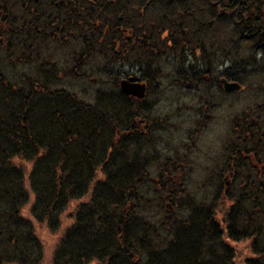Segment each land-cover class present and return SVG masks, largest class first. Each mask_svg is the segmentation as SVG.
<instances>
[{"label":"trees","instance_id":"1","mask_svg":"<svg viewBox=\"0 0 264 264\" xmlns=\"http://www.w3.org/2000/svg\"><path fill=\"white\" fill-rule=\"evenodd\" d=\"M148 3H157L151 10L162 20L142 19ZM23 22L32 37L46 36L47 27L62 34L81 27L94 46L119 49L117 55L138 45L139 54L163 56L179 46L181 57L196 49L205 52L202 33L207 39L222 28L232 47L228 52H238L241 43L256 52L242 67L260 66L253 61L262 60L264 69V0H0V264H39L44 256L32 220L22 213L29 194L15 157L33 162L31 215L56 227L69 200L88 193L98 169L105 174L90 200L78 206L52 264H236L229 241L243 239L252 240L256 255L246 264H264V122L249 115L239 119L241 137L227 168L235 190L224 193L220 218V199L212 204L185 199L163 176L165 181L150 186L165 212L156 227L142 214L148 204L143 191L148 165L141 164V150L153 132L145 102L119 88L102 90L87 102L49 88L45 76L12 80L1 59L13 49L12 37L21 41ZM208 49L216 52L212 45ZM141 60L135 59L136 66L143 64L140 79L154 80L147 72L149 63ZM223 76L243 81L226 71ZM217 83L221 87L219 79Z\"/></svg>","mask_w":264,"mask_h":264},{"label":"rangeland","instance_id":"2","mask_svg":"<svg viewBox=\"0 0 264 264\" xmlns=\"http://www.w3.org/2000/svg\"><path fill=\"white\" fill-rule=\"evenodd\" d=\"M19 27H23L21 41L18 35L12 37L9 45L13 49L1 59V65L12 80L23 82L22 77L26 75L38 81L45 76L49 88L70 91L87 102L102 90L120 89L121 79L129 74L140 77L139 68H143V64L136 66L135 59L140 56L142 62L147 61L150 66L147 72L155 79L145 103L146 111L152 114L153 132L144 139L142 163L139 160L143 166L148 165L145 168L147 185L143 189L147 192L148 204L143 205L142 214L147 213L151 218L149 223L156 227L162 221L165 212L152 198L154 188L150 186L165 181L162 179L165 176L169 183L174 182L171 185L183 192L185 199L203 200L207 204L220 199L216 212L220 218L224 193L235 190L227 168L228 159L241 137L239 119L249 115L258 118L260 123L264 122V69L260 54L256 58L261 60L260 64L253 61L260 66L242 67L252 54L256 55L251 45L241 43L236 49L238 52H228L232 47L227 45L223 29L219 28L215 35L210 32L207 39L206 33L200 35L205 52L196 49L193 54L187 52L181 57L178 46L173 51L171 47L166 49V54L160 56L154 52L139 54L137 45L136 48L129 45L117 55L119 49L112 51L109 46L105 49L94 46L81 27L70 28L62 34L54 33L46 26V36L38 34L33 37L28 33L31 28L26 22L20 23ZM191 37L193 39L195 34ZM211 45L216 52L208 49ZM183 65L184 71L181 70ZM225 71L231 76L242 77L241 92L227 94L221 90L217 81ZM13 162L25 171L29 200L22 213L32 220L43 244L44 256L39 264H52L62 237L75 222L78 206L90 200L95 184L105 179V174L98 169L88 193L69 200L59 214L56 227L31 215L34 194L28 179L33 162L21 157L13 158ZM183 205L186 213L188 205ZM159 232L166 234V230ZM229 244L235 250L236 264H246L248 258L256 256L251 239L230 240ZM90 264L103 263L94 260Z\"/></svg>","mask_w":264,"mask_h":264},{"label":"water","instance_id":"3","mask_svg":"<svg viewBox=\"0 0 264 264\" xmlns=\"http://www.w3.org/2000/svg\"><path fill=\"white\" fill-rule=\"evenodd\" d=\"M221 84L226 93L232 94L243 90V86L238 81H230L223 77ZM121 90L128 96L135 97L137 99H143L146 95V83L137 81L134 77H129L121 80Z\"/></svg>","mask_w":264,"mask_h":264},{"label":"flooded vegetation","instance_id":"4","mask_svg":"<svg viewBox=\"0 0 264 264\" xmlns=\"http://www.w3.org/2000/svg\"><path fill=\"white\" fill-rule=\"evenodd\" d=\"M92 2H96V0H91ZM174 3H176V0H174ZM154 5H156L157 6V3H152V6H150L149 7V3L146 5V7H145V10L142 12V13H144V15H143V17H142V19L143 20H147V21H154V20H162V18L163 17H161V16H157V15H155L156 14V12H155V10L153 11V10H151V8L152 7H154ZM174 5V4H173ZM168 13H170V14H172L173 12L172 11H168ZM165 16H166V14H165ZM122 17V16H121ZM137 18V20H140L141 19V17H136ZM166 18V17H165ZM170 18V17H169ZM172 18H176V15H173V16H171V18L170 19H172ZM168 19V18H167ZM137 47H138V45H137ZM139 48V47H138ZM129 77H134L137 81H139V82H144V83H146V87H147V90H146V95H145V97L143 98V99H137V98H135V97H133V98H135L136 100H139V101H141V102H147L148 101V96H149V90H150V87L152 86V83H153V81L154 80H152V81H145V80H141L140 79V77H137V76H135V75H132V74H129L128 76H126L125 78H129ZM125 78H123V79H125ZM122 80V79H121ZM121 82V81H120ZM221 85V84H220ZM220 87V86H219ZM221 90L222 91H224V89H223V87H222V85H221ZM124 93V92H123ZM125 94V93H124ZM126 95V94H125ZM128 96V95H127ZM130 97H132V96H130Z\"/></svg>","mask_w":264,"mask_h":264}]
</instances>
